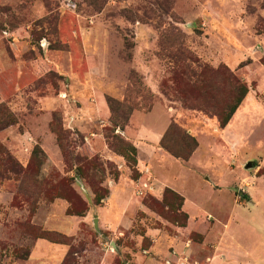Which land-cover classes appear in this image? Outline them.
I'll list each match as a JSON object with an SVG mask.
<instances>
[{
    "label": "rangeland",
    "instance_id": "374dc122",
    "mask_svg": "<svg viewBox=\"0 0 264 264\" xmlns=\"http://www.w3.org/2000/svg\"><path fill=\"white\" fill-rule=\"evenodd\" d=\"M65 13L84 28L99 23L108 30V70L117 87L111 93L124 104L117 109L119 115L161 105L168 110V125L173 124L163 146L185 153L198 144L184 160L188 164L168 163L166 172L178 193L195 198L202 209L214 213L209 230L198 222L199 232L178 233L187 221L182 203L171 193L157 197L142 187L136 164L128 161L132 139L113 129L109 118L74 114L82 103L76 94L82 87H74L78 81H68L52 69L57 54L62 56L57 59L62 67L68 63L63 54L69 47L62 38H67L68 29L61 32L64 23L70 26L71 22L64 19ZM77 46L73 44L69 53L84 65L85 53ZM34 59L38 75L26 69L28 73L21 76L19 62ZM181 66L192 72L204 66L202 79L194 82L178 75L174 81ZM260 69L264 70V0H0V95L7 98H0V264L20 263L38 237L66 245L61 264H136V255L149 257L157 240L174 235L185 245L184 264L209 262L219 236L250 264H264V200L254 196L258 187L264 189V120L248 134L251 143L259 139V144H247L248 150L225 156L224 144L218 143L223 127L216 115L231 105L237 91L225 77L227 70L248 91L252 89L264 106V90L256 91L255 86ZM72 114L76 121L85 120L87 131L81 133L70 123ZM197 117L200 127L196 126L195 136L189 129ZM208 119L217 122L218 130L205 128ZM97 133L113 152L125 155V170L91 153L85 137L91 139ZM50 144L60 154L53 165L46 154ZM82 158L98 161L97 167L87 169L86 178L76 172ZM247 162L250 167L245 166ZM124 172L135 183L137 200L125 214L126 226L108 228L98 222L96 229L95 215L84 218L87 209L82 215L68 212L70 201L72 212L87 206L82 192H92L89 179L109 191L108 180L116 181ZM240 193L249 200L240 198ZM59 200L68 206L55 211ZM186 208L189 215L202 214L189 204ZM71 217L80 220L74 230L61 222ZM223 221L228 225L224 227ZM200 232L212 240L203 249L204 260L189 250L192 242L203 239ZM155 257L159 263L167 261Z\"/></svg>",
    "mask_w": 264,
    "mask_h": 264
},
{
    "label": "crops",
    "instance_id": "0c3cea01",
    "mask_svg": "<svg viewBox=\"0 0 264 264\" xmlns=\"http://www.w3.org/2000/svg\"><path fill=\"white\" fill-rule=\"evenodd\" d=\"M64 17L65 20L68 19L71 22L70 26H67V23H64L63 30L61 32L62 35L64 30L66 28L68 29L66 31L68 32L67 38L62 35L64 41L65 39L67 40L66 43L69 47L67 52L63 54L65 57L64 59H67L68 63L65 67H62L59 61H57V59H59L58 57L62 58V56L57 54L52 60V69L63 75L68 81H78L77 84H74V87L78 84L82 87V92L76 93L78 97L81 98L82 103L79 105L77 113H74L75 111L71 110L74 114L78 116L82 115V117H86L87 119H91V117L96 114L99 117L108 119L110 116V110L106 102V96H112L113 93H111V91L117 88L116 84L113 81H110L112 76H110L108 70L109 44L107 38L109 36V32L105 28L101 27L99 23H97L94 27L84 28L80 24L75 23L76 20L74 21L73 19L76 18L70 13H65ZM225 20L230 21L229 17L225 18ZM73 44L78 45V49L80 46L79 50H82L83 53H85L84 65L79 61L77 55L74 57L73 54L69 53ZM229 58L233 59L234 56L230 55ZM37 62V59H34L29 63L19 62L23 64L21 67V76L27 72L26 69L33 75H38L40 70H37ZM256 80V91H263L264 70L260 69V74ZM25 81L26 80H24V83ZM152 86L154 87V85ZM153 89L155 90V88ZM0 98L7 99L1 95ZM71 119L70 123H73L79 132L83 133L88 130V124L85 123V120L76 121L73 114L71 115ZM199 119L200 118L197 117L195 120L196 122L194 121L193 126L189 129V132L195 136L198 133L196 126L198 125L200 127ZM262 120H264V106L262 102L255 97L253 90L250 89L244 102L236 108L229 121L223 128H221L220 134H218L220 137L218 139V143L220 146L222 144L225 146V156H229L232 151L240 153L244 152V150H248L247 144H259V139H254L251 143L248 138V134L252 128L260 126ZM168 122V110L160 105L154 106L145 112H133L130 114L128 124H126L123 128H118V131L126 134L133 141L132 145L136 149L135 167L139 173L138 181L141 182L143 188H145L144 186L147 184L149 191L157 197L162 196L165 187H170L177 192L175 188L170 186L171 180L167 175L166 165L168 163H181L184 165L189 162L172 156L161 146L160 141L166 127L168 126ZM204 123L206 129L209 128L212 130H218V124L215 120L208 119ZM103 125L104 124L102 123L101 126ZM91 135L93 134L91 133ZM204 137H206V135ZM28 139L30 141L32 140V138ZM85 139L87 141L86 145H88L87 147L90 149L91 153H99L106 160H111L119 167H124V170L127 168L124 156L113 152L108 147L106 142H104L100 133L95 134L94 138L90 139L85 137ZM91 141L93 144H91ZM211 143L212 141L209 140L208 144ZM50 147V153H47L46 151V154H48V161L52 163L50 165H53L58 163L57 160L60 154L54 144H50ZM125 173L126 172L122 173L121 177L116 181L108 180L109 191L102 203H94L92 192L89 189L83 190L82 197L87 202L86 216H84L85 219L89 216L95 215L93 219H96L97 223L100 222L103 227L118 228L120 226H126L128 217H126L125 214L130 209L135 208L137 200L133 191L135 183L134 181H128ZM71 174L72 173H70V175ZM254 196L256 200H264V189L258 187ZM6 197L7 196L5 194L2 196V199L4 200ZM187 204L194 206V211L198 209L201 210L202 214L195 216V214L191 213V215H189L186 208ZM67 206L68 203L65 200H59L54 204V209L55 211H61L66 209ZM182 211H184L187 215L186 224L177 229L178 233L182 235L192 231L199 232L195 229L198 222L205 223L208 228L207 230H209V228L213 225L209 224V220L215 217L214 213L211 210L202 209L200 204L196 202L195 198L183 197ZM192 218L193 220L191 221ZM61 222L62 226L71 230H74L80 224L78 217L66 218ZM222 224L224 227L228 225V223L224 221ZM71 230L67 231V233H71ZM148 235L154 234L153 232L151 234L148 232ZM202 235L203 239L201 242H192L189 249L192 252V255L200 258L199 260H204L206 258V255L203 253V249L207 248V244L212 241L205 238L204 234ZM217 239H219L217 244L212 245L214 247L212 259L206 264H250L247 258L241 254L233 253L231 249H228L227 243L223 241L222 236H219ZM257 245L258 242L256 241V246ZM237 246L242 248L241 245L237 244ZM172 247L174 250H172ZM184 250L186 251L185 245L180 237L177 235L170 238L164 236L150 247L149 257L136 255L135 263L184 264L182 262L183 257L181 256V253L184 252ZM66 251V245L54 243L38 237L35 239L27 257H25L18 264H61ZM220 251L222 252L217 254ZM243 254L248 255L250 253L249 251H245ZM155 256H160L161 258L166 259V263H159L155 259Z\"/></svg>",
    "mask_w": 264,
    "mask_h": 264
},
{
    "label": "trees",
    "instance_id": "16d2710c",
    "mask_svg": "<svg viewBox=\"0 0 264 264\" xmlns=\"http://www.w3.org/2000/svg\"><path fill=\"white\" fill-rule=\"evenodd\" d=\"M203 69H204V66H201L198 69V72H192V70H190L188 66H185V67L181 66V68L178 70V73L174 74L173 80L177 82V78H178V75H179V76L185 77V78H187L189 80L191 78H194L193 79L194 82L198 81V80L202 79ZM227 71L228 72L225 74V77H226V79L228 81H230L233 84L234 88L237 91L235 92V95L233 97V101H232L231 105L229 107H227L225 110H219L216 113V115L218 117V123H219V125L221 127H224L226 125V123L229 121V119L231 118L232 114L236 110L237 106L241 102L242 98L245 96V94L248 91V87H247V85L245 83L240 82V80L236 78V75L232 71H229V70H227ZM106 102H107V105H108L109 110H110L109 121L112 123L113 126H115V128L113 127V129L123 128L128 122L129 116L131 114V109H130V111L127 114L119 115L117 109H118L119 106H121V107L124 106L123 102L118 100V99H116V98H114V97H112V96H106ZM117 120H122L124 124L122 126L121 125L118 126ZM171 126H173V124H171L170 126L169 125L167 126L166 130L164 131V133L162 135L160 144L172 156H174L176 158H179V159H182V160H186L189 157V155L192 153V151L197 147L198 144L197 143L192 144V146L189 148V150L186 151L185 153H179V152H176V151H174V150H172V149H170L168 147L163 146V144H162L163 138H164V136L166 134V131L169 129V127L171 128ZM191 137L193 138V136H191ZM126 145H128V144H126ZM128 146L129 147H127V148L129 150V154H130V157H129L128 161L131 164H136L135 148H134V146L132 144H129ZM121 155H123L124 158H125L124 154H121ZM125 160H126V158H125ZM97 162L98 161L96 159H92V158H90V159H88V158L79 159L76 172L80 176L86 178L87 175L85 174V172L87 171V169L90 168V167L91 168L92 167L93 168L97 167L98 166ZM88 182H89L90 186L92 187L94 203L99 204L100 200L102 198H104L105 196H107L108 190H106L105 188H102V186L96 184L95 182L90 181V179H89ZM163 193L165 194V196L167 195V193H171L176 198H178V200L180 201V204L183 202V197L180 194H178L177 192H175L172 189H170V188H166ZM240 198L245 199V200H249L248 195L242 194V193H240ZM68 207H69L68 208V212H71V213L76 214V215H82L83 212L87 209V206L85 204L83 210L72 212V210H73L72 209V201L69 202V206ZM185 218L187 219V215L186 214H185ZM27 255H26V257H27Z\"/></svg>",
    "mask_w": 264,
    "mask_h": 264
},
{
    "label": "water",
    "instance_id": "95a60500",
    "mask_svg": "<svg viewBox=\"0 0 264 264\" xmlns=\"http://www.w3.org/2000/svg\"><path fill=\"white\" fill-rule=\"evenodd\" d=\"M245 166H246V167H250V166H251V162H247ZM77 180L79 181L78 177H77ZM79 182H80V181H79ZM93 222H94V227H95L96 229H98V223H97V220L95 219Z\"/></svg>",
    "mask_w": 264,
    "mask_h": 264
},
{
    "label": "built area",
    "instance_id": "2783aa9c",
    "mask_svg": "<svg viewBox=\"0 0 264 264\" xmlns=\"http://www.w3.org/2000/svg\"><path fill=\"white\" fill-rule=\"evenodd\" d=\"M145 188H148V185L147 184H145V186H144ZM139 193H141V191L139 192Z\"/></svg>",
    "mask_w": 264,
    "mask_h": 264
}]
</instances>
